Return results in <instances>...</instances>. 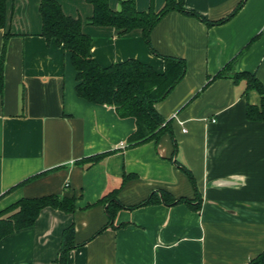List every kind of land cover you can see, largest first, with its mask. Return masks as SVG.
<instances>
[{
	"label": "crops",
	"instance_id": "0c3cea01",
	"mask_svg": "<svg viewBox=\"0 0 264 264\" xmlns=\"http://www.w3.org/2000/svg\"><path fill=\"white\" fill-rule=\"evenodd\" d=\"M122 1L108 5L118 11ZM132 1L138 12L157 13L166 4ZM242 1L183 0L186 10L212 24L169 10L149 33L150 50L140 29L120 35L89 25V3L56 0L66 16L81 20L102 67L133 59L162 73V57L184 61L182 79L155 104L171 134L130 148L135 120L77 97L69 54L41 36L39 0L5 1L0 212L47 196L73 198L75 211L42 209L32 227L0 240V264H56L71 225L76 248L66 264H247L264 251V121L246 117L248 105L260 107V95L230 78L206 86L257 36L236 70L254 75L264 91V0ZM240 3L230 19L214 24ZM101 155L89 167L84 163ZM112 191L123 208L104 229L108 216L99 201ZM160 192L193 205L199 198L200 208L160 202L127 209Z\"/></svg>",
	"mask_w": 264,
	"mask_h": 264
},
{
	"label": "trees",
	"instance_id": "16d2710c",
	"mask_svg": "<svg viewBox=\"0 0 264 264\" xmlns=\"http://www.w3.org/2000/svg\"><path fill=\"white\" fill-rule=\"evenodd\" d=\"M5 1L0 0V27L5 26ZM93 8L87 23L92 26L112 27L120 35L134 29H140L143 39L150 50L149 33L159 19L169 10L199 18L208 25L212 23L200 18L196 13L183 7V0H166L164 8L155 13L151 10L138 12L132 0L122 1L120 10L114 11L108 5V0H85ZM244 1V0H243ZM242 1V3H243ZM242 3L226 18L215 22L222 24L230 19L241 7ZM39 14L42 20L41 36L46 40H54L70 56L75 70V92L78 98L87 102L107 105L115 109L120 118H133L135 132L129 137L127 146L135 147L148 141H157L165 134H171L170 121L165 120L155 110V104L165 98L184 75L185 63L182 59L162 57L164 71L156 72L151 66L137 60H127L107 67L100 66L91 56V40L81 30L79 18L66 16L56 0H39ZM255 36L241 51L215 75L208 77L206 86L221 78H230L235 83L244 81L246 90H255L260 95V107L248 105L246 117L250 121H264V91L257 78L247 72L236 70L239 58L256 39ZM7 46V36L4 37L0 54V96L2 94V77ZM105 155L88 158L84 161L91 166L104 158ZM190 180V172L182 167ZM127 176L124 177L126 180ZM193 205L187 199H174L168 193H153L144 202L128 207L134 210L162 202L173 206L185 204L194 211L200 208V199H195ZM104 204L108 223L104 229L113 227L116 212L123 208L116 199V191L105 194L99 201ZM50 207L66 214H73L75 203L73 198L47 196L33 199H21L0 212V240L15 231L30 228L34 225L42 209ZM103 229V230H104ZM76 248L74 244V228L69 226L62 233L56 264H66L67 254ZM247 264H264V251Z\"/></svg>",
	"mask_w": 264,
	"mask_h": 264
}]
</instances>
